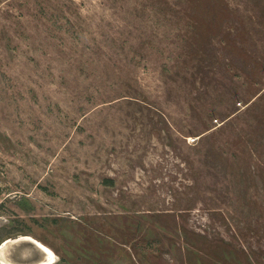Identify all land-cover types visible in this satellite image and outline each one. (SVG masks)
Here are the masks:
<instances>
[{"label": "rangeland", "instance_id": "obj_1", "mask_svg": "<svg viewBox=\"0 0 264 264\" xmlns=\"http://www.w3.org/2000/svg\"><path fill=\"white\" fill-rule=\"evenodd\" d=\"M22 234L54 264H264V0H0V244Z\"/></svg>", "mask_w": 264, "mask_h": 264}, {"label": "bare ground", "instance_id": "obj_2", "mask_svg": "<svg viewBox=\"0 0 264 264\" xmlns=\"http://www.w3.org/2000/svg\"><path fill=\"white\" fill-rule=\"evenodd\" d=\"M17 238V239H16ZM20 240V241H33L34 244L36 246H38L40 248V251L42 252V257L32 261V262H29V263H19V264H54V262L57 260V257H56V254L55 252L48 246L46 245L45 243H43L42 241L34 238L33 236L31 235H28V234H22L18 237H15L12 238V237H8L6 239H4V241L0 244V257L8 263V264H18L16 262H12V261H9L7 258H6V253L4 251V248L9 245L10 243H13V241H16V243H18L17 241ZM15 244V243H14ZM19 245V243H18ZM14 261V260H13Z\"/></svg>", "mask_w": 264, "mask_h": 264}, {"label": "trees", "instance_id": "obj_3", "mask_svg": "<svg viewBox=\"0 0 264 264\" xmlns=\"http://www.w3.org/2000/svg\"><path fill=\"white\" fill-rule=\"evenodd\" d=\"M22 205H24L23 202H22Z\"/></svg>", "mask_w": 264, "mask_h": 264}]
</instances>
